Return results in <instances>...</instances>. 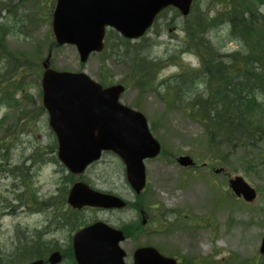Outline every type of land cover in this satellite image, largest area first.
<instances>
[{
	"label": "rangeland",
	"instance_id": "rangeland-1",
	"mask_svg": "<svg viewBox=\"0 0 264 264\" xmlns=\"http://www.w3.org/2000/svg\"><path fill=\"white\" fill-rule=\"evenodd\" d=\"M17 1L0 0V23L5 25L1 33L6 35L9 50L18 57L17 62L7 57L0 66V146H8L7 159H0V164L9 163L14 168L12 174L0 172V264L2 261L18 264L22 257L45 256L56 248L65 254L63 264H72L68 253L76 230L69 229L72 223L75 228L76 224L81 227L103 220L117 228L129 224L138 231L143 216L151 222L149 227L122 243L127 252V264H133V251L145 245H153L164 255L178 258L180 264L185 261L184 257L193 258L195 264H264V255L259 251L264 234V159L252 162L245 159L226 167L225 173H215L204 165L206 160L196 157L206 142L201 123L180 108L170 107L164 99L165 85L174 84L173 78L180 83L186 77L183 70L189 67L194 70L198 67L193 64L200 63L196 51L187 49L185 19L178 16L179 12L174 8L166 10L148 34L153 42L148 52L150 59L158 60L161 66L155 75L159 87L141 94L137 88L127 86L129 69L117 54L109 58L93 54L83 64L75 46L51 49L55 2L48 4V0H38L34 6L25 1L16 5ZM223 9V3L218 0H196L194 15L212 19ZM213 12L215 15H210ZM221 30L216 27L211 34L219 38L228 36V32L221 35ZM50 53L53 68L84 70L100 84L101 77L108 76L112 80L110 84L125 85L127 90L121 101L145 113L153 135L164 146L162 156L146 161L148 187L140 198L128 183L125 164L113 152H105L81 177L100 191L126 199L129 202L126 209L86 208L78 213L69 210L64 190L67 172L62 171L56 136L42 105L41 65ZM15 64L18 73L13 74L11 69ZM29 88L34 89V93H30ZM37 151L43 155L35 160ZM186 154L193 157L196 154L194 158L199 166L181 167L176 158ZM234 175L242 176L258 190L254 202L246 204L232 194L229 178ZM30 187H34L38 203ZM27 189L28 196L20 199L19 195ZM56 204L58 209L54 207ZM151 205L157 208L150 210ZM160 207L174 211L167 222L160 221L163 211ZM57 210L59 213L70 211L72 218L69 217L68 222L58 221ZM167 225H171L172 231L167 230ZM24 243L32 245L33 256L25 254L15 262L8 261L13 254V257L18 255V246Z\"/></svg>",
	"mask_w": 264,
	"mask_h": 264
},
{
	"label": "water",
	"instance_id": "water-1",
	"mask_svg": "<svg viewBox=\"0 0 264 264\" xmlns=\"http://www.w3.org/2000/svg\"><path fill=\"white\" fill-rule=\"evenodd\" d=\"M193 0H58L53 31L59 45H76L82 62L104 49L106 29L111 27L130 39L142 37L156 16L166 7L175 6L188 15ZM50 59L44 62L43 103L50 114V125L58 139V157L74 173L111 150L126 164L127 179L140 194L146 186L145 159L156 157L161 145L152 135L146 117L125 106L120 96L121 84L103 87L86 72H62L52 69ZM183 166L194 164L190 156H181ZM237 196L253 201L256 190L241 176L230 180ZM74 208L93 206L123 208L126 202L113 194L91 188L84 182L74 184L68 197ZM125 239L122 230L98 221L82 228L74 236L79 264H126L125 251L119 243ZM264 254V237L261 245ZM134 264H177L155 247H141L134 253ZM49 261H62L59 251ZM43 260L30 264H43Z\"/></svg>",
	"mask_w": 264,
	"mask_h": 264
},
{
	"label": "trees",
	"instance_id": "trees-1",
	"mask_svg": "<svg viewBox=\"0 0 264 264\" xmlns=\"http://www.w3.org/2000/svg\"><path fill=\"white\" fill-rule=\"evenodd\" d=\"M218 1L223 3L224 9L212 19L200 14L194 15L195 10L185 18L183 24L186 46L187 49L193 48L196 51L200 65L194 70H189V66L187 70H183L186 71L183 75L186 77L180 83L177 78H173L174 84L165 85L164 99L170 107L180 108L204 127L206 142L201 146L198 155L207 161L209 168L216 166L228 168L245 159L250 162L264 159V154L260 155L264 147V99L259 102L256 99L257 95L264 97V14L258 11L259 5L264 3V0ZM226 25H230L228 36L219 38L211 34L212 29L216 27L222 29ZM1 27L2 25H0V58L3 53L17 62L18 57L7 50L1 38ZM52 41L51 48L56 47L55 40ZM231 42L237 45L236 48L223 51L222 49ZM152 46L153 42L149 37H143L139 42H132L117 32L110 31L106 48L101 55H106V58L112 57L113 54L120 56L129 69L130 78L127 80V86L135 87L141 94H145L159 87L155 75L161 66L159 67L158 60L150 59L148 52ZM15 69H17L16 64L11 69L13 74L18 73ZM101 78L103 85L112 83L108 76ZM7 154L8 146H0V159L6 160ZM35 155L37 160L42 158L43 152L37 151ZM0 171L11 172L14 168H11L9 163H4L0 164ZM74 181V175L70 173L66 175L65 197L69 189L68 184ZM29 190L31 194H35L34 201L38 203L34 187H30ZM27 191L28 189L20 194L19 198L25 199L28 196ZM49 204L47 203L46 207H49ZM139 206L142 208V201ZM54 207L58 209L59 206L56 204ZM150 207L157 208L152 205ZM160 209L163 210L160 221L167 222L174 211H168L163 207ZM55 215L58 221L61 220L60 222H68V218H72L70 211L59 213L57 210ZM73 226L74 223L69 229L80 227L79 224H76L75 228H72ZM123 229L128 237L138 234V231L129 224ZM140 229L141 226L138 230ZM167 230L172 231L171 225H167ZM28 245L30 243L19 245L18 255L13 257V254L8 261L15 262L17 258L28 253L33 256L34 248ZM26 260L22 257L17 263L23 264ZM184 260L183 264H195L196 261L186 257Z\"/></svg>",
	"mask_w": 264,
	"mask_h": 264
},
{
	"label": "clouds",
	"instance_id": "clouds-1",
	"mask_svg": "<svg viewBox=\"0 0 264 264\" xmlns=\"http://www.w3.org/2000/svg\"><path fill=\"white\" fill-rule=\"evenodd\" d=\"M202 7H203V6H202ZM258 11H259L261 14H264V4H260V5H259V7H258ZM210 15H215V13H214V12H213V13H210ZM229 28H230V25H226V26H224V27L222 28L220 34H221V35H224V34L228 31ZM236 46H237V45H234V44L230 43L225 49H222V50H223V51H230V50H233V48L236 47ZM193 66H194V67H199L198 63H194ZM200 87L202 88L203 85L201 84ZM28 91H29L30 93H34V89H32V88H29ZM19 98H20V97L17 96V99H19ZM256 99H257V101L259 102V101H261L262 99H264V97H261L260 95H257ZM12 163H13V164L16 163L15 159H13Z\"/></svg>",
	"mask_w": 264,
	"mask_h": 264
},
{
	"label": "bare ground",
	"instance_id": "bare-ground-1",
	"mask_svg": "<svg viewBox=\"0 0 264 264\" xmlns=\"http://www.w3.org/2000/svg\"><path fill=\"white\" fill-rule=\"evenodd\" d=\"M19 1L24 3V0H18L17 3H16V5L18 4ZM262 4H264V3H262Z\"/></svg>",
	"mask_w": 264,
	"mask_h": 264
}]
</instances>
